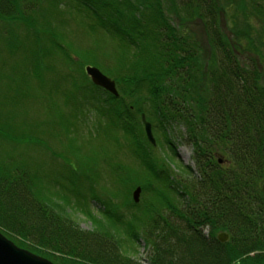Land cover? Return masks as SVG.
I'll use <instances>...</instances> for the list:
<instances>
[{"label": "trees", "instance_id": "trees-1", "mask_svg": "<svg viewBox=\"0 0 264 264\" xmlns=\"http://www.w3.org/2000/svg\"><path fill=\"white\" fill-rule=\"evenodd\" d=\"M112 1L114 4L105 0H48L46 6L40 7V0H0V19L5 20L0 34L10 49L7 59L0 53V85L6 81L1 78V66L10 65V81L21 82L11 88L10 98L8 86L0 90V136L7 131L18 133L7 121V117L20 111L10 109V99L12 103L20 101V106L30 98V79L40 81L46 76L42 61L49 62L46 68L51 73L62 61L58 66L65 73H53L57 77L53 84L74 77L77 81L70 90L79 94V88L91 97L86 104L99 107L103 116L108 106L115 108L109 117L92 121L93 127L97 125L96 130L104 135L97 137L101 142L96 149L86 150L78 145L84 152L79 155L103 150L110 167V171H103L111 172L112 187H129V194L136 185L149 193L153 191L148 203L141 205L149 219L139 225L138 219L134 223L136 213L123 212L119 205L111 210L108 204V210L101 211L103 216L93 220L96 227L83 229L71 213L60 212L52 201L69 207V199L51 193V188L40 184L38 176L23 161L14 160L12 155L8 159L9 154L3 150L0 233L53 264H143L123 244L130 239L137 242L140 237L147 247V264H264V184L258 182L264 176V53L258 57V67L248 51L237 54L230 47L220 32L214 0H174L198 13L213 46V59H226L225 70L219 59L215 60L217 69L212 70L210 63L202 67L209 73V83L196 85V71L181 65L179 72L177 66L198 45L193 43V36L186 41L175 27H170L160 0ZM74 3L90 9V14L78 10L84 17L92 18L90 24L78 25L81 31L60 25L67 16L74 17ZM97 3H106L104 7L113 14L112 20L100 16ZM152 20L159 23V28L170 25V31L160 29L153 35ZM69 21L71 17L66 20ZM22 23L23 33L16 30ZM87 27L100 29L98 33L114 41L113 46L104 38L105 44L102 39L93 45L82 42L85 39L81 35L88 32ZM240 55L244 57L242 61ZM32 56L39 59V65ZM98 56L114 59L111 67L116 68L106 72ZM87 65L98 67L112 78L117 96L91 82L85 72ZM47 85L50 92L59 90L56 84ZM195 86L200 88L196 90ZM136 97L142 101L131 99ZM76 99L75 95L68 96L69 102ZM52 111V116H62L56 104ZM68 113H73L74 123V116L82 117L78 110ZM142 114L151 123L155 146L146 137ZM173 124L185 129V142L193 149L195 169L175 158L174 139L166 132L167 126ZM156 133L163 134L162 140ZM130 145L131 156L137 159L135 165L143 171L138 180L133 175L138 173L134 164L117 157L122 148L130 153ZM218 154L222 165L217 161ZM84 164L93 165L94 160L89 157ZM90 187L93 188L91 183ZM96 195L103 197L102 193ZM101 200L106 203L104 198ZM222 232L228 235L225 242L217 239Z\"/></svg>", "mask_w": 264, "mask_h": 264}, {"label": "rangeland", "instance_id": "rangeland-1", "mask_svg": "<svg viewBox=\"0 0 264 264\" xmlns=\"http://www.w3.org/2000/svg\"><path fill=\"white\" fill-rule=\"evenodd\" d=\"M92 1L103 2L104 0ZM105 1L114 4L112 0ZM214 1L218 9L217 14L219 17V29L225 40L237 54L239 52L247 53L248 51V54L253 58V62L256 63L258 67H260L261 63L259 61V58L261 56V52L264 53V0ZM47 2L48 0H40L39 6L44 7L47 5ZM160 3V6L163 9V15H165L166 21L171 25L169 26L175 27L178 33L184 35L186 41L193 36V43H196L198 45L196 48L193 45L194 49L189 51V58L183 59V61L180 60L181 64L177 66V70L178 68H180V70L178 71L181 72V69L183 67H188L191 69V71L195 70L198 79L194 80V82L196 83V85L202 83V85L204 84L205 86L209 83V73H207V71L205 70L203 71L202 67L205 68L207 64L210 63V67L212 70L217 69L218 66L215 63V60L219 59L220 64L221 60L223 61L222 68L225 70L226 59L220 58L218 56H216L218 59H213V46L205 30V25L199 17L197 11V14H195L192 11H189L190 7H187L186 4L179 3L178 1L174 0H160ZM102 4L103 5L97 3L96 6L97 10L100 13V16L103 17V19L105 18L106 20H112V18L114 17L112 16L113 14L108 12L107 7H104L106 3ZM132 4L134 3L132 2ZM74 5L77 9L73 12L76 13L73 14L74 17L69 16L71 17L72 21H69V23H67L66 20L69 18L67 16L66 20H64L63 22L61 21L60 25L62 27L66 25L67 28H69L68 30H72L74 28L76 30L78 28V31H81L82 29L78 25L80 23H86V25L90 24L92 18H88V16L84 17L78 10H83L84 13L86 12V14H90V9L84 6L82 9V7H80L76 3H74ZM60 6L64 7L62 5ZM109 10H111V8H109ZM126 10L128 9L126 8ZM197 10L200 12V8ZM136 12L138 14L140 13L137 10ZM44 13H46L45 10ZM80 18L82 19V21H80ZM4 21V19H0V32L3 29ZM144 21L146 23V18H144ZM152 23L153 24L152 26L150 25V29L153 30V26L155 27L152 33L153 35L157 34L160 29L164 32L170 31L168 29L169 26L167 25L159 28V23L157 24L153 20ZM23 24L24 23L20 24L19 27L16 28V30L23 33ZM87 30L88 32H83L81 35V37L85 39H81L82 42L93 45L101 43L102 39V44H105V41L103 40L104 38L106 39V41H108L106 42L107 44H111L113 46L114 41L111 40V42L106 36L104 37V35L98 33L101 31L100 29H88L87 27ZM3 37L4 36L0 34V53H3V55L6 57L9 54L10 49L7 48ZM71 38L72 37L70 36L68 40H71ZM32 57L34 58L32 60L39 65V63L36 61L38 58H36L35 56ZM99 59L100 62L102 61L101 64L105 67L106 72L114 70L113 67L116 68L115 65L111 67L114 59H106L104 57H99ZM243 59V55H240L239 60L242 61ZM61 63L62 61L59 62L58 65ZM47 64L42 61L44 75L46 76H42L40 81L36 78L30 79L33 87V90L30 92V98L24 99L20 106H18L20 101L12 103V100L10 99V109H14V111H16L15 108H17L18 111L20 110L18 114H20L21 116L16 114L13 115L10 119L9 117H7V121L11 122L14 127H16L18 133L7 131L5 136H0V153H4L3 150H5V152L9 154L8 159H10V155H12L14 157V160L23 161L25 165H27L36 174V176H38L40 184L48 185V187L52 189H50L51 193L58 196L59 198L64 197L66 199H69V201H71L68 205L69 207H67L65 203L59 204V202L54 199L52 201L58 204V210L60 212L71 213L73 218H75V220L80 224L81 228L86 230H93L96 227L94 226L93 220L95 218L97 219L98 216H103V214H101V211H107V208L109 206L108 204H110L111 210H116V206L119 205L120 209L123 212L136 213L137 217H134L136 219L134 223H137V221L139 220V225H141V221H146L149 219V216L147 217L148 212L144 209V207H142V204L148 203L150 198L153 196V191L149 193V191L143 190L144 187L136 185L132 187L131 193L129 194L130 189L128 186V188L125 189L121 186V184H117L112 187L110 182L112 176L111 172H106L105 170L103 171V169L106 168L108 169V171H110V167H107L106 164L107 160L105 161L104 159L106 155L105 152L103 150H98L93 153L88 152V154L81 156L84 152L78 146L81 145L86 150L97 148L98 144H100V140L97 139V137H101L104 134L101 133V131L98 132L96 130L97 125L96 127H93L92 121L95 122L100 118L109 117V113L114 111L115 108H109V106L106 105L108 106V108L106 109V111L104 110L105 116H103L101 113L102 111H98L99 107L98 109H95V106H93L92 104H86L85 102L91 97L85 96V93L79 88V94L75 93L76 90L74 89L70 90L77 81L76 79H74V77H70L69 81H63L59 84L54 83L58 86L59 90L57 91L54 88L55 92H50L51 89H48L47 84L54 85L52 81H56L57 78L56 74L53 73H58V71L60 70V75H64L65 72L57 65L58 68L56 69V72L51 73L50 69L46 68ZM181 65H183V67H181ZM1 67L3 71V75H1V78H4L6 81L5 83L3 82V84L0 85V90L2 91L8 86V88L10 89L8 90L7 96L10 98V92H12L11 88L18 87L21 82L20 80L16 83L10 81V79H12L10 78L11 76L9 77V72L11 70L10 65H8L7 67ZM99 70L101 71V69ZM7 76L9 78H7ZM194 85L195 84H191L190 86ZM199 88L200 87L195 86L196 90H198ZM191 93H193V91H191ZM73 95L77 96L76 102H69L68 96ZM131 99L135 102L142 101L141 98L137 97L136 99ZM191 102L192 104L194 103L193 100H191ZM55 104L56 107L59 108L62 112L61 117L56 118V116H52V109L54 108ZM86 106L89 108L88 111L86 110ZM77 110L78 112H80V115L82 117L74 116V119L77 120V122L74 123L72 116L73 113L71 114L68 112L76 111L77 113ZM1 113L2 111L0 112V114ZM83 115L86 117H84ZM3 117L4 116H2V118ZM0 126L3 128V125L0 124ZM167 127V135L170 137V139H174L172 140V142L175 146V158L178 159L182 163V165H189L192 169H195L196 166L194 160L192 159L193 149L190 144L185 142L186 135L184 132V127L179 124H173ZM90 130H92L91 133H89ZM156 134L158 139L162 140L163 134ZM174 135L176 136V139L175 137H173ZM72 139H75L76 142H70V140ZM71 143L76 146L77 150H79L78 152L74 151V146ZM129 147L130 153H125V149L122 148L120 149L119 155L117 157L122 159H124L125 157L134 164L133 168H137L138 173H134L133 175L135 179L138 180L139 177L143 175V171L138 167L137 164L135 165L137 159L134 158V156H131L133 149L131 148V145ZM219 148L221 149V147ZM11 149L13 151H11ZM79 153L81 155H79ZM77 156L80 158H78ZM89 157L94 160L93 165L84 164V162H89ZM216 158L218 163L222 165L223 159L221 155H216ZM89 182L91 183L93 188L90 187ZM258 182L259 185L264 184V176L259 179ZM136 187H142L137 202H135L132 198V193ZM96 193H102L103 197H96ZM103 198L106 200L107 204L101 200ZM125 202H127V204H125ZM63 208L64 210H62ZM106 218L108 219H106L108 222L109 219L113 222L110 217ZM223 233H221V235H223ZM126 242L127 244L123 242L124 246H126L124 247L125 250L129 251L130 253L132 252V254H134L132 256L136 259H141V262L143 264H147V262L145 261L147 255V247H145V241L143 237H140L137 242H133L132 239Z\"/></svg>", "mask_w": 264, "mask_h": 264}, {"label": "water", "instance_id": "water-1", "mask_svg": "<svg viewBox=\"0 0 264 264\" xmlns=\"http://www.w3.org/2000/svg\"><path fill=\"white\" fill-rule=\"evenodd\" d=\"M85 72L90 78L91 82L111 93L114 96H117V90L115 88L114 81L101 72L97 67L87 65L85 67ZM141 121L144 125V131L147 139L152 145L156 144L154 138L151 123L146 121L145 115L142 114ZM141 188L136 187L132 193V198L135 202L139 199V193ZM217 239L221 242L228 240V235L223 233V235L218 234ZM0 264H53L47 259H44L38 255H35L29 252L26 249L18 247L11 240L6 238L2 233H0Z\"/></svg>", "mask_w": 264, "mask_h": 264}]
</instances>
